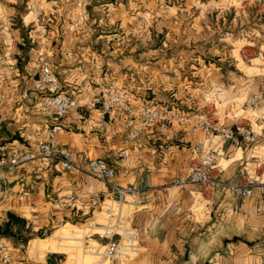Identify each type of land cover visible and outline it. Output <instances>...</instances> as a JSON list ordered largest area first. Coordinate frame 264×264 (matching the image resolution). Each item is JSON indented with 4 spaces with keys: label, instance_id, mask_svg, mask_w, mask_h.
Listing matches in <instances>:
<instances>
[{
    "label": "crops",
    "instance_id": "crops-1",
    "mask_svg": "<svg viewBox=\"0 0 264 264\" xmlns=\"http://www.w3.org/2000/svg\"><path fill=\"white\" fill-rule=\"evenodd\" d=\"M111 2L113 10L115 5L120 8L113 3L116 1ZM144 2L138 0L131 10L114 15L108 9L110 20L104 22L86 18L100 13L87 0H0V148L15 142L32 148L38 141L50 139L55 122L51 113L41 111L48 92L34 89L43 54L75 104L63 119L54 143L73 152L77 163L83 158L106 159L116 168L123 185L135 184L144 176L152 186L135 209L140 254L125 264H264V191L260 187L248 198L223 186L207 191L200 182L169 187L175 177L189 173L193 164L190 149L198 144L216 152L215 176L228 182L244 179L242 171L252 161L255 146L264 147V76L237 80L233 85L222 82L213 88H178L184 84L180 71L162 69L159 56L152 57L148 48L144 20L151 2ZM116 30L133 36L108 43L106 38ZM210 74L206 73L205 85L213 83ZM104 77L125 87L135 105L173 103L186 114L185 123L164 131L147 129L127 142L123 112H118L117 121L103 120L100 111L87 106L99 93ZM245 94L259 95L251 108L257 115L249 119L259 134L253 144H223L210 139L203 130L193 129L207 113L203 105L218 103L220 110L227 109L222 104ZM125 148L129 155L119 156ZM139 161L144 167L137 173ZM70 192L84 200L65 209L59 207L57 199ZM97 195L108 196L107 186L98 178L77 169L66 170L58 160L38 157L0 178V226L8 221L9 212L25 219L32 232L65 220L66 224L75 220L91 223L102 215L91 204ZM54 238L32 237L24 249L15 238L0 234V242L9 245L11 256L8 263L0 264H46L56 258L48 252L69 254ZM60 239L66 240L65 249L82 240L70 235ZM37 240L43 246H36ZM101 240L99 244H104V238ZM97 255L83 252L82 261L101 264Z\"/></svg>",
    "mask_w": 264,
    "mask_h": 264
},
{
    "label": "built area",
    "instance_id": "built-area-1",
    "mask_svg": "<svg viewBox=\"0 0 264 264\" xmlns=\"http://www.w3.org/2000/svg\"><path fill=\"white\" fill-rule=\"evenodd\" d=\"M40 72L34 84L35 90L43 88L48 92L47 99L41 106V111L51 113L54 125L50 131V139L40 140L34 147H27L21 142L1 146L0 150V178L14 171L17 167L35 159H55L60 162L66 170L77 169L101 180L108 188V196H94L91 204L99 208L103 213L104 223L93 222L99 225L102 232H97L100 238L106 237L108 241L102 245V256L109 261V264H125L138 257L140 254V231L135 224V209L140 206L145 198L151 184L144 176H139L135 184L123 185L118 180V173L114 166L104 158H83L81 163L74 160L73 152L62 145H56L53 141L58 130L63 128V119L74 108L73 97L65 90L60 83L59 77L51 61L40 57ZM107 83L100 88L99 93L93 100L88 102V107L98 110L103 115V120L117 121L118 112L126 115V128L128 130L127 142L136 140L145 130L158 128L161 131L167 130L174 124H182L186 121V114L179 112L172 105L157 103L135 105L126 96V91L121 88H114L106 78ZM259 95L253 94L244 102L245 108H252ZM3 96L0 93V104ZM212 111V112H211ZM209 116L202 117L198 128L203 130L210 139L219 143L232 142L238 147L253 144L259 134L249 124V119L237 118L232 123L215 118L216 111L211 110ZM260 148L255 146L254 149ZM192 155V167L184 177H175L169 184L171 188H183L187 184L200 182L205 185L207 191L223 186L237 196L248 198L254 196L255 188L260 187L264 191V156L257 154L253 156L252 169L243 168L244 179L240 182H228L222 177L215 176L216 152L211 147L198 144L190 149ZM129 155L127 148L119 152V156ZM144 167L142 161L138 162L135 171ZM83 196L75 192L67 193L57 199L59 207L65 209L76 202H82ZM89 249L91 247L89 246ZM9 245L0 242V262L10 261Z\"/></svg>",
    "mask_w": 264,
    "mask_h": 264
},
{
    "label": "rangeland",
    "instance_id": "rangeland-1",
    "mask_svg": "<svg viewBox=\"0 0 264 264\" xmlns=\"http://www.w3.org/2000/svg\"><path fill=\"white\" fill-rule=\"evenodd\" d=\"M87 1H91V6H95L96 10L99 8L100 11L96 12L100 13L94 16L89 15L86 18L91 21L102 20L104 22L110 20L108 12L114 9V6L110 4L111 1H116L113 3L120 6L119 8L115 5L117 9L112 11L113 15L120 11L131 10L130 6L138 2V0ZM147 1L151 2L149 13L144 20L146 27L144 35L149 38L150 43L148 48L151 49L152 57H155L154 54L159 56L157 60L161 62L162 69L167 68L168 72L172 68L180 71L179 74L184 84L178 88L198 86L213 88L212 86L222 82L226 85H233L237 80L249 79L256 75L264 76V0H145L144 3ZM108 9L111 10L108 11ZM132 36V33L127 31L116 30L110 33L106 41L108 43L117 40L122 42ZM208 72H211L209 76L213 77V83L210 86L205 85L206 81L208 82L206 75ZM106 78L110 84L114 85V88L125 90V87L118 86L116 81L110 77L102 79L100 88L107 83ZM174 83L180 85L179 81L173 80ZM249 96L251 95L245 94L238 100L227 102V104L223 102L225 104L222 106H226L227 109L223 108L222 111L218 108V103L216 105L207 103L202 106V109L207 112L205 116H209L210 111L216 109L215 118L225 119L227 123H232L237 118L254 119L257 112L243 106ZM169 105L173 106V103ZM257 154L264 156V147L255 149L254 155ZM252 166L253 164H248L251 169ZM103 216L102 213L98 219L93 221L96 224H102L105 222ZM93 221L84 223L75 220L70 224H66V220L59 221L53 227L51 224V226L33 232L34 238L56 236L54 241L60 249L69 253L48 252L50 256L56 255V258L48 260L46 264H85L81 257L83 252L98 253L97 257L101 264H109V261L102 256L103 244H99L102 240L97 232H102V229L97 228L100 227L99 225L94 226ZM57 229L59 230L54 233ZM68 235L81 237L82 240L71 243L72 247L65 249L66 240H61L63 238L58 240V238ZM103 238L105 244L108 239ZM34 242L36 246L37 244L43 246L42 241ZM17 243L24 245V249L29 246V241ZM32 244V249H34L36 246ZM94 260L92 258V261Z\"/></svg>",
    "mask_w": 264,
    "mask_h": 264
},
{
    "label": "trees",
    "instance_id": "trees-1",
    "mask_svg": "<svg viewBox=\"0 0 264 264\" xmlns=\"http://www.w3.org/2000/svg\"><path fill=\"white\" fill-rule=\"evenodd\" d=\"M8 221L0 226V234L16 239V242L26 243L33 237L31 226H27V221L19 216L8 213ZM26 230V233L24 231ZM41 234V233H36Z\"/></svg>",
    "mask_w": 264,
    "mask_h": 264
},
{
    "label": "bare ground",
    "instance_id": "bare-ground-1",
    "mask_svg": "<svg viewBox=\"0 0 264 264\" xmlns=\"http://www.w3.org/2000/svg\"><path fill=\"white\" fill-rule=\"evenodd\" d=\"M98 254V253H97ZM98 256H99V254H98Z\"/></svg>",
    "mask_w": 264,
    "mask_h": 264
}]
</instances>
